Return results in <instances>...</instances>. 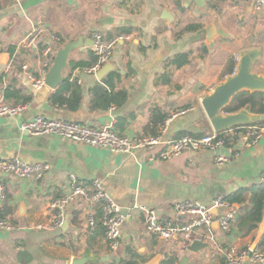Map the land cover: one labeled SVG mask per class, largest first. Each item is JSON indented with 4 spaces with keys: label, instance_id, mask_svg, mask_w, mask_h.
I'll use <instances>...</instances> for the list:
<instances>
[{
    "label": "crops",
    "instance_id": "obj_1",
    "mask_svg": "<svg viewBox=\"0 0 264 264\" xmlns=\"http://www.w3.org/2000/svg\"><path fill=\"white\" fill-rule=\"evenodd\" d=\"M251 2L0 0V60L6 54L0 62V101L25 104L14 117L0 116V160L11 161L17 156L27 163L49 166L39 179L0 173L4 195L0 208L7 203L11 213L6 219L14 225L11 231H0V264H70L87 248L98 255H112L88 264L129 260L145 264L158 253L161 258L157 264L170 257L172 264H220L225 248L250 246L264 213L256 227L246 233L240 219L252 208L253 197L261 193L257 187L264 186V181L258 180L264 172V136L249 143L240 133L230 134L228 143L219 149L184 150L160 159L156 156L162 146L119 153L55 135L32 134L22 130L20 123L42 114L55 120L106 125L129 137L156 135L162 128L166 140L209 133L212 128L200 100L234 73L243 52L252 55V73L264 76V16L252 12ZM39 19L46 31L36 45L18 46L19 38ZM189 21L200 24L195 32H174V24L184 26ZM210 23L222 30L211 44L205 31ZM95 31L107 38L122 36L108 61L112 68L101 76L87 74L85 65H79L89 62L95 53ZM50 33L57 34L59 40L53 42ZM73 40L81 46L69 53L62 69L58 85H70L61 103L53 98L58 85L34 88L29 76H45L56 50ZM45 44L55 48L48 66L40 54ZM186 52L188 64L180 68L168 65L174 55ZM23 64L27 68H22ZM110 97L115 101L106 104ZM180 110L185 112L177 114ZM173 113L176 116L171 118ZM218 152L227 154L229 160L216 163ZM152 153L155 157L151 159ZM70 174L84 186L97 180L123 212L129 213L121 225L115 252L106 244L99 205L80 197L56 210L67 218L60 228L43 225L55 210L48 203L70 191ZM238 191L240 201H232ZM217 196L236 210L235 218L227 232L214 221L216 240L203 241L208 246L193 252L180 248L179 236L163 239L149 233L143 213L131 210L143 205L154 212L158 223L182 225L191 216L178 213L175 202L194 199L209 205ZM89 216L94 219L91 227ZM196 231L203 232L201 228ZM260 240L264 245V232Z\"/></svg>",
    "mask_w": 264,
    "mask_h": 264
},
{
    "label": "built area",
    "instance_id": "obj_2",
    "mask_svg": "<svg viewBox=\"0 0 264 264\" xmlns=\"http://www.w3.org/2000/svg\"><path fill=\"white\" fill-rule=\"evenodd\" d=\"M251 9L256 15L261 14L264 16V0H252ZM45 31V23L42 19L33 22L29 30L19 38L18 46L24 48L35 46L37 40ZM49 38L53 42L59 40V36L55 33H50ZM121 38L122 36L119 34L107 38L101 31H95L93 34V49L97 58L93 63L83 68L84 72L87 74L95 73L102 65L107 63L110 60L115 44ZM54 51L55 48L51 44H45L41 48L40 54L44 57L45 65H49L48 61H51L50 56ZM22 68H27V65L23 64ZM29 78L34 88L45 86L44 76L30 74ZM23 109H25V104L23 103L9 104L0 101V116L14 117ZM184 112V110H180L177 114ZM175 116L176 113H173L171 118ZM237 124L220 131L211 130L202 137L182 135L170 140H166L163 137L162 131L164 128L156 135L129 137L117 133L106 125L96 127L78 122L55 120L42 114L22 121L20 128L32 134L55 135L119 153H130L134 149L152 150L162 146L156 158L168 159L184 150L219 149L227 144L223 137L226 134L236 136L237 133H240L249 143H254L264 136V119L260 123ZM154 155L152 153L151 159ZM228 160L229 156L227 154L218 152L215 156V162L218 164ZM48 168L49 166L46 163H27L17 156L13 157L11 161L0 160V173L11 174L19 178H42ZM258 180L260 182L264 181V172L259 176ZM68 181L70 191L66 195L48 203V207L51 210H55L47 224L43 225L49 228H60L64 224L65 218L63 212H56V210L60 206L80 197L86 203L99 205L101 212L100 223L104 228L106 244L112 253L115 252L119 247L121 225L129 213L123 212V209L113 201L110 194L102 188L97 180H93L89 186H84L78 182L74 174H70ZM2 191L3 186L0 184L1 198L4 197ZM174 207L178 213L187 214L191 216V219L186 220L182 225H174L170 222L160 224L156 221L154 212L146 206L135 205L131 210L143 213L145 227L149 233L156 234L163 239L179 236L180 248L183 250H186L193 240L215 241L216 236L212 228L213 222L217 221L219 228L223 232H227L236 215V210L231 208L230 203L222 196L214 197L209 205L194 199H183L175 202ZM93 223V217L89 216V227ZM199 228L203 230L202 234L196 231ZM12 229H14V225L10 221L0 218V231H11ZM223 254L224 260L220 264H242L245 261L264 262V248L261 247H256L252 250L248 246L241 248L230 246L223 250Z\"/></svg>",
    "mask_w": 264,
    "mask_h": 264
},
{
    "label": "water",
    "instance_id": "obj_3",
    "mask_svg": "<svg viewBox=\"0 0 264 264\" xmlns=\"http://www.w3.org/2000/svg\"><path fill=\"white\" fill-rule=\"evenodd\" d=\"M206 41L211 44L215 36L222 33V30L218 29L214 23H210L205 29ZM81 46L80 41H69L56 50L55 55L52 58V64L44 76L45 84L51 88H55L62 79V69L67 64L69 53ZM6 54H3L0 62L4 61ZM252 55L248 52H243L238 59V66L233 74H231L224 81L216 85L213 90L202 97L200 104L204 110L210 126L214 131L223 130L231 125L237 123H249L255 120H263L264 115L253 114L249 112L248 107L241 109L234 113H222V109L228 105L232 97L241 90H262L264 91V76L256 75L251 71ZM111 64L109 62L102 65V67L96 72L97 76H101L106 71L110 70ZM67 222V218L64 223ZM264 232V217L258 224V230L251 242L249 248L255 249L260 242V238ZM208 243L201 240H193L188 246L189 252L197 251L204 247H207ZM112 257V255H98L92 252L90 249H85L79 255L74 256L71 259L70 264H88L104 261ZM161 255L158 253L154 255L145 264H157Z\"/></svg>",
    "mask_w": 264,
    "mask_h": 264
},
{
    "label": "trees",
    "instance_id": "obj_4",
    "mask_svg": "<svg viewBox=\"0 0 264 264\" xmlns=\"http://www.w3.org/2000/svg\"><path fill=\"white\" fill-rule=\"evenodd\" d=\"M199 25L200 24H198V23L197 24L188 23V24L184 25L180 31L194 30V29L198 28ZM110 37H112V36H110ZM203 50L205 51V46L203 47ZM96 58H97V56L94 53L93 57H91L89 62H87V63L80 62L79 65L88 66L91 63H93L96 60ZM188 63H189V53L186 52V53H180V54L174 55L169 60L168 65L171 68L172 67L180 68V67H182ZM231 74H233V73L231 72ZM69 85L70 84L68 82L61 83L60 85H58L54 91V94H53L54 100H58L61 103L64 100H66V98L63 97L62 94H63V92H66L68 90ZM111 101H115L114 97H112V98L110 97V99L107 98L106 104H109ZM246 107H248L249 112H251L253 114L264 115V91H262V90H253V91L241 90V91H239L238 93H236L232 97L230 103L222 109V113H225V114L226 113H234V112H237V111L244 109ZM261 121L262 120H255V121H252L251 123H256V122L260 123ZM235 125H238V124H235ZM207 133L208 132L202 133L201 135L194 136V137H202ZM180 136H182V135H180ZM223 137L225 138L226 143H228L230 135L226 134ZM257 189L261 193H259L258 198L253 197L252 208L250 209V211L247 214L243 215L242 219H240L242 221L241 227H243V230H244L243 233H246L249 230H251L252 228L256 227L257 223L260 222L261 217L264 213V186L257 187ZM240 196H241V194L238 191L235 193L234 196H232L231 199H232V201H240ZM7 199L8 198H6V201H7ZM228 199H230V198H228ZM10 213H11V208L9 206H7V203L4 204V206L2 208H0V218L6 219V216ZM262 243H263V241L260 240L258 247L264 248V245ZM122 264H136V263L133 260H129V261H126ZM164 264H172V257H170L168 260L164 261Z\"/></svg>",
    "mask_w": 264,
    "mask_h": 264
},
{
    "label": "rangeland",
    "instance_id": "obj_5",
    "mask_svg": "<svg viewBox=\"0 0 264 264\" xmlns=\"http://www.w3.org/2000/svg\"><path fill=\"white\" fill-rule=\"evenodd\" d=\"M188 23H194V21L186 22L185 25L188 24ZM182 26H183V25H178L177 23L174 24V32H175L176 34H178V35H180V34H184V33L195 32L194 30L180 31V30L182 29ZM256 75H257V74H256Z\"/></svg>",
    "mask_w": 264,
    "mask_h": 264
}]
</instances>
